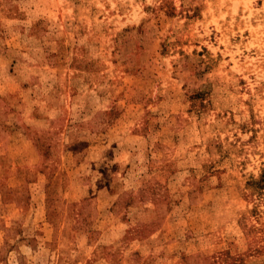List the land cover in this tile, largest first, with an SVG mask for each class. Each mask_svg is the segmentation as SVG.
I'll use <instances>...</instances> for the list:
<instances>
[{"label":"rangeland","instance_id":"1","mask_svg":"<svg viewBox=\"0 0 264 264\" xmlns=\"http://www.w3.org/2000/svg\"><path fill=\"white\" fill-rule=\"evenodd\" d=\"M0 264H264V0H0Z\"/></svg>","mask_w":264,"mask_h":264}]
</instances>
